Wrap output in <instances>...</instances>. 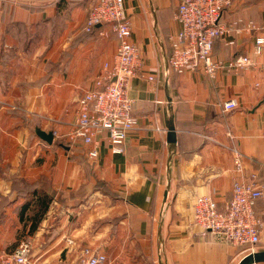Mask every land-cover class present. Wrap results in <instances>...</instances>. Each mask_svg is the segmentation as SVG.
<instances>
[{"label": "crops", "instance_id": "obj_1", "mask_svg": "<svg viewBox=\"0 0 264 264\" xmlns=\"http://www.w3.org/2000/svg\"><path fill=\"white\" fill-rule=\"evenodd\" d=\"M95 2L0 0V252L28 241L27 264H76L84 248L115 264H239L246 246L202 232L192 211L200 195L223 209L233 183L253 171L264 182V47L253 53L264 0H233L223 11L240 31L215 39V59L248 55L253 65L214 77L168 65L179 0H125L140 59L127 87L136 122L123 152L102 134L91 158L90 146L65 135L116 53L108 24L84 29ZM229 99L237 108L222 112ZM256 210L264 222L259 200ZM254 252H264V223Z\"/></svg>", "mask_w": 264, "mask_h": 264}, {"label": "built area", "instance_id": "obj_2", "mask_svg": "<svg viewBox=\"0 0 264 264\" xmlns=\"http://www.w3.org/2000/svg\"><path fill=\"white\" fill-rule=\"evenodd\" d=\"M232 1L179 0L174 15L179 30L171 37V51L167 59L174 72H203L214 77L224 66L241 70L253 65L248 55H235L223 64L213 54L215 39L227 37L233 30L240 31L228 27L221 19L223 11ZM124 2L125 0H96L84 23L86 31L100 23L108 24L117 40L112 65L106 63L103 74L95 80L94 89L81 95L77 104L76 121L65 135V140L70 144L90 146L87 154L91 158L97 156L102 134H105L113 153L123 152L127 135L136 122L127 87L130 78L140 69V59L138 48L131 40L130 20ZM225 44L233 46L235 41L227 39ZM263 47L264 32L254 37L253 53L259 54ZM236 108L235 99H229L221 105L222 112H230ZM234 165L237 170H242L243 163L237 150H234ZM258 200L264 210V182L253 171L243 181L233 183L232 196L223 209L218 207L211 196H197L193 204V220L202 232L219 233L233 245L246 246L248 255L254 252L260 240V228L264 223L256 210ZM29 253L30 244L23 241L11 252H0V264H27ZM76 264L115 263L104 253L84 248Z\"/></svg>", "mask_w": 264, "mask_h": 264}, {"label": "water", "instance_id": "obj_3", "mask_svg": "<svg viewBox=\"0 0 264 264\" xmlns=\"http://www.w3.org/2000/svg\"><path fill=\"white\" fill-rule=\"evenodd\" d=\"M37 134L46 142H48V143L52 142V139H53V133L52 132H50V131L44 132V131L39 130V131H37ZM170 134H173L172 130L170 131ZM262 260H264V252H259V253L253 252V253H250V254L244 256L240 260L239 264H253V263H256V262H259Z\"/></svg>", "mask_w": 264, "mask_h": 264}]
</instances>
